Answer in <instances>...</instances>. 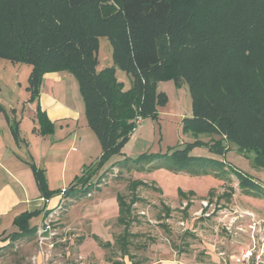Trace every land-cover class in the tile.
<instances>
[{"label": "rangeland", "instance_id": "rangeland-1", "mask_svg": "<svg viewBox=\"0 0 264 264\" xmlns=\"http://www.w3.org/2000/svg\"><path fill=\"white\" fill-rule=\"evenodd\" d=\"M20 1L0 0V19L5 20L12 11H20L23 7ZM46 1L47 5H52L48 20L43 19L45 10L42 9L41 4L45 0H41L39 7L33 0L24 2L27 3L25 9L29 14L38 15L41 21L48 22L47 25L43 22L41 25L32 21L28 23H33L32 28L37 30L46 27L47 35L53 34L51 27L57 29L61 22L68 24L71 31L67 29L62 33L68 38L64 39L61 36L77 51L71 52L73 47H68L67 56L79 60L84 55V50L81 52V49H92L95 45L91 37L99 35L101 38L97 55L100 63L96 65L95 70L101 72L104 68L115 66L114 49L109 41L124 51L131 49L123 20L120 17L110 21L101 20L94 1L79 10H69L67 0ZM173 1L195 7L196 16L191 29L199 27L198 29L205 34L206 49L202 57L196 56L188 64L191 72L188 77L193 83L202 84L205 81L209 87L208 93L212 96L210 105L215 113L211 116V111L203 108L205 114L199 118L201 130L206 133L195 136L188 128L195 118L193 96L189 86L184 84L182 87H177L172 79L159 81L156 98L160 95V99L156 101L155 114L141 117L142 125L137 126L136 131L140 130L130 135V140L118 155H112L108 160H104L103 149L102 147L98 149V142L89 147L91 153L86 159L87 166L84 170H89V160L95 161L98 158L93 164L97 165L99 173L91 177L88 183L90 185H87L92 188L91 190L81 186L80 191L70 194L78 195L71 197L74 200L70 198L68 204L65 203L64 214L68 217L61 216L59 222L65 223L68 219L69 223L63 224V227L70 228L64 229L62 235L57 236L52 250L48 246L45 247V252H49L44 255L46 264H146L156 258L178 257L183 251H187L186 253L201 251L200 245L204 239L212 237L215 221L227 220L240 214L235 208L237 205L264 208V199L249 195L248 191L242 189L234 172L238 170L253 178L255 183L264 188V167L259 166L260 164L255 161L254 153H248L246 156V151H240L237 145L230 142L234 139L247 146L259 145L263 144L261 138L264 136L262 132L264 122L256 120L255 104L247 94H239L236 87V84H239L238 77L243 74L240 75V72H244L245 68L228 56L232 47L228 46L229 40L223 39L224 34L230 30L222 17H228L227 13L230 11L237 13V9L243 10L246 6L245 4L240 6L241 0ZM246 1L254 2V0ZM248 10L254 12L255 7L250 4ZM68 15L71 16V23ZM28 17L29 15H25V19ZM238 18L243 22L248 17ZM238 18L235 21H238ZM5 24L8 25V21ZM73 26H76V30ZM191 29L182 34V39L195 35V31ZM200 35L201 33L196 39H199ZM192 41L196 42L194 37ZM31 72L32 67L28 64L0 58V123L2 125L5 124L3 109L9 106L18 107L20 112H26V117L33 116L32 106L34 104L36 107L37 100L31 101V94L27 90ZM67 73L61 75L69 76ZM115 74L119 83L123 84L124 91L132 89L135 79L131 72L117 68ZM234 76L236 78L233 79ZM71 77L65 80L63 88L68 95L79 97L80 107L84 110L78 81L75 77ZM255 78L258 80L257 77ZM197 87L199 91L201 89L206 92L204 86L197 85ZM161 94L164 99L161 98ZM67 101L71 106L72 103ZM226 108L228 111H225ZM36 110L38 114V108ZM225 112L235 123V134L227 135L223 126L222 136L210 135L212 130H215L213 124H217L218 117H224ZM37 114L35 117L38 120ZM213 115H216L215 121L211 119ZM138 118L136 117L134 121L135 126ZM87 123L90 129L91 126L88 121ZM29 125L30 120L27 121L25 118L23 127ZM219 142L222 149L216 148ZM89 143L93 144L94 140L90 139ZM156 154L171 156L173 160H179L180 157L190 161L188 165L180 166L178 163L175 167L156 168L157 164L148 162L146 158ZM100 161L103 163L98 165ZM200 161L208 164L199 169L193 162ZM73 171L78 172V169L74 168ZM77 177L80 184L87 179L82 173ZM228 179L230 182H227ZM49 183L51 188L68 189L71 186V180H65L60 176L53 177L50 181L46 176V185L49 186ZM90 192L93 194L90 196H93V200L87 196ZM233 195L236 198L235 203ZM119 196L123 197L126 205L124 222H120L122 214ZM74 205L77 206L72 208ZM77 207L82 208L88 219L83 225L84 230L80 222L76 221L79 217ZM233 221L235 219H232ZM204 223L206 225H203ZM53 225L55 226V223ZM193 226L198 230L197 232L191 230ZM55 228L57 229L56 226ZM58 238L60 241H57ZM82 239L85 242L82 250V254H86L84 258L80 257L79 243ZM97 239H101L106 245L98 244Z\"/></svg>", "mask_w": 264, "mask_h": 264}, {"label": "trees", "instance_id": "trees-1", "mask_svg": "<svg viewBox=\"0 0 264 264\" xmlns=\"http://www.w3.org/2000/svg\"><path fill=\"white\" fill-rule=\"evenodd\" d=\"M33 1L39 7L41 0ZM92 1L96 4L101 20L110 21L117 17L123 20L131 48L124 51L109 41L114 49L115 66L104 68L101 72L95 70L96 65L100 63L97 53L101 36L91 37L95 46L92 49H81V52L84 50V55L77 60V58L67 56V52H69L67 48L73 47L70 42L64 40L68 36L62 35L69 29L68 24L61 22L57 29L51 27L53 31L51 35H47L46 27L39 30L33 29V23L30 24L29 21L39 25L42 22L47 25L48 22L41 21L38 15H31L26 11V4L29 0H21V7H23L20 11H12L5 20L0 19V58L23 62L32 67L27 88L31 94V101H38L45 74L57 72L72 74L78 81L89 125L100 140L104 160H108L112 155H118V152H121L123 146L130 140V135L134 133L136 117L155 114V104L160 99V95L156 98L158 82L172 79L177 87L187 84L191 89L196 118L188 126L191 133L195 136L206 133L201 130L199 118L204 116L205 110L211 111V116L215 113L210 105L212 96L208 93L209 87L205 81L202 84L193 83L188 77L191 73L188 64L196 56L202 57L204 49H206L205 34L201 29H198L199 27L191 29V24L196 16L195 7L177 4L173 0H67V8L79 10ZM17 2L19 3V1ZM46 2L45 0L41 5L45 10L43 19L48 20V15L52 12L50 11L52 5H47ZM243 4L246 6L245 9L239 8L237 13L230 11L227 13L228 17H222L230 30L224 34L223 39L229 40L228 46L232 47L229 49L228 56L234 58L238 64L245 68L244 72H240V75L243 74L237 79L239 84L235 83L238 92L250 97V100L255 104L256 120L264 122V0H254V2L241 0L240 6ZM250 4L255 7L254 12L248 10ZM18 14H20V18H18ZM25 15H29V17L25 19ZM239 16L248 18L241 22ZM237 18L238 21H235ZM68 20L70 23L72 22L70 15H68ZM7 21L8 25L5 24ZM84 24L86 25V23ZM73 29L76 30V26H73ZM188 29L195 31L193 37L196 42L192 41L193 37L189 36L187 39H182V34ZM57 31L59 35H57ZM200 33L199 39H196ZM71 50V52L77 51L74 47ZM117 68L134 75L135 80L131 90L126 92L122 89L123 84L119 83L115 74ZM234 78L236 77L234 76ZM197 85L204 86L206 92L201 89L199 91ZM250 86L252 89H248ZM161 98L164 99L163 94H161ZM225 111L228 109L226 108ZM38 117L40 125H45L39 107ZM211 119L215 121L216 115H213ZM216 122L217 124H213L215 130H212L210 135L219 134L222 136L223 126L227 135L235 134V123L232 117L227 115V112L224 113V117H218ZM262 132L264 133V130ZM42 133L47 134L44 130ZM261 139L263 144L259 145L247 146V144L244 145L234 139L230 142L237 145L240 151H246V156L248 153H254L255 161L260 164L259 166L264 167V136ZM220 144V142L217 143L216 148L222 149ZM146 158L148 162H155L156 168L175 167L178 163L180 166L188 165L190 161L180 159V157L179 160H173L171 156L158 154ZM102 163L100 161L98 165ZM193 164L202 169L208 163L200 161L193 162ZM97 169L96 166L95 168L90 166L85 182L72 185L68 195L80 191L78 189L80 186L91 190L92 188L87 185L91 177L98 173ZM234 172L238 176L242 189L248 191L249 195L264 199V188L260 184L255 183L253 178L238 170ZM36 175H38L42 188H45L46 181L43 179L42 172H37ZM227 182H230V179ZM119 199L122 214L120 222H124L126 205L122 196H119ZM29 218H32V215H23L16 220V224L23 227Z\"/></svg>", "mask_w": 264, "mask_h": 264}, {"label": "crops", "instance_id": "crops-1", "mask_svg": "<svg viewBox=\"0 0 264 264\" xmlns=\"http://www.w3.org/2000/svg\"><path fill=\"white\" fill-rule=\"evenodd\" d=\"M65 73L45 74L39 99L35 103L36 107L34 104L35 108L31 105L34 109L33 116L26 117V112H20L18 107L17 109L9 106L3 109L5 124L0 123V264H46V255L42 254L39 241V231L43 222L46 216L51 217L60 236L64 229L70 228L63 227V224L69 223L68 219L65 223H59L61 216L68 217L64 214L65 203L68 204V200L77 195H68V193L71 186L79 180L77 176L82 173L83 177H86L89 172L84 170L87 166L86 159L91 153L89 147L94 146L96 142L99 143L98 149L102 147L96 133L92 128L87 127L85 104L83 110L80 107L79 97L68 95L63 88L65 80L73 76L70 73H67L69 76L66 77L61 75ZM67 100L72 103L71 106ZM38 107L45 120V125L40 127L36 110ZM25 118L27 121L30 120L29 127H23ZM42 130L47 134L44 135ZM90 139L94 140L93 144L89 143ZM71 151L73 153H70ZM92 157L91 155L90 158ZM97 160L98 158L95 161L89 160L88 163L94 167L97 165L93 163ZM74 168L78 169V172H74ZM37 172H42L44 181L46 176L49 181L53 177H64L65 180H71V186L68 189L51 188L49 183V186L42 188ZM106 189L113 194L109 190L110 187ZM91 193L87 196L93 200V196L90 197L93 195ZM235 208L240 214L222 220L223 222L215 221L212 237L204 239L200 245L201 251L193 253L183 251L178 257L156 258L146 264H237L236 257L253 244L250 225L256 224L255 237L260 242V246L264 243V208L240 204ZM81 209L80 207L77 211L79 217L76 221L83 226L88 219ZM26 214L32 215V218H29L23 227L17 225L16 220ZM232 219L235 221L232 222ZM239 228H243V231ZM82 229L84 230V226ZM191 230L198 231L195 226ZM57 241H60V238ZM83 241L84 239L79 243L81 258L86 255L82 254L85 245ZM97 242L106 245L101 239H97Z\"/></svg>", "mask_w": 264, "mask_h": 264}, {"label": "built area", "instance_id": "built-area-1", "mask_svg": "<svg viewBox=\"0 0 264 264\" xmlns=\"http://www.w3.org/2000/svg\"><path fill=\"white\" fill-rule=\"evenodd\" d=\"M142 120L141 117L138 118L136 121V126L134 131H136L137 126H141L140 121ZM210 216V215H208ZM253 217V216H252ZM53 220L51 217L46 216L43 225L39 231V241L40 246L42 247V254L45 255V247H50V250L55 246V239L58 236L57 229L53 226ZM240 231H243V228H239ZM249 230L252 232V246L245 249L240 256L236 257L237 264H264V243L261 244L256 239L255 233L257 232L256 224L250 225ZM260 232V231H259Z\"/></svg>", "mask_w": 264, "mask_h": 264}]
</instances>
